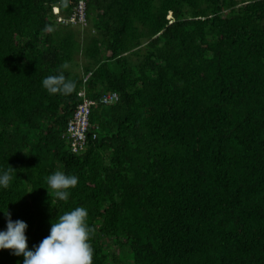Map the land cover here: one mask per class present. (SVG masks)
Returning <instances> with one entry per match:
<instances>
[{"label": "trees", "instance_id": "obj_1", "mask_svg": "<svg viewBox=\"0 0 264 264\" xmlns=\"http://www.w3.org/2000/svg\"><path fill=\"white\" fill-rule=\"evenodd\" d=\"M80 1L86 24H63ZM59 71L71 95L42 88ZM81 89L119 101L92 106L96 137L74 153ZM9 167L0 231L8 211L30 250L83 207L93 264H264V0H0ZM56 171L78 177L67 201L46 189ZM23 259L0 250V264Z\"/></svg>", "mask_w": 264, "mask_h": 264}, {"label": "clouds", "instance_id": "obj_2", "mask_svg": "<svg viewBox=\"0 0 264 264\" xmlns=\"http://www.w3.org/2000/svg\"><path fill=\"white\" fill-rule=\"evenodd\" d=\"M66 68L67 63L61 66V69ZM41 85L49 95L68 96L76 89V83L66 79L63 71L43 78ZM82 90L84 89L80 91ZM84 91L88 96L86 90ZM80 98L83 102V98ZM13 171L9 167L7 171L0 172V189L8 188ZM77 184V176L56 171L47 178L46 189L47 191L51 189L57 200L67 201L69 190L75 188ZM87 217L88 211L83 207L65 212L56 222H51L49 235L30 250L25 235L27 224L20 220L13 222L7 211L6 229L0 231V250H11L12 255L23 256V264H93V249L89 243L92 228L87 224Z\"/></svg>", "mask_w": 264, "mask_h": 264}, {"label": "built area", "instance_id": "obj_3", "mask_svg": "<svg viewBox=\"0 0 264 264\" xmlns=\"http://www.w3.org/2000/svg\"><path fill=\"white\" fill-rule=\"evenodd\" d=\"M86 8V1H80L72 15L61 18L60 21L65 25L84 26L86 24ZM78 95L83 98V102L74 111L64 133V137L67 138V143L74 153L85 151L90 135L93 138L96 137L97 128L90 123L91 107L95 104L112 105L119 100V94L116 92L101 93L97 101L86 96L84 90L80 91Z\"/></svg>", "mask_w": 264, "mask_h": 264}, {"label": "rangeland", "instance_id": "obj_4", "mask_svg": "<svg viewBox=\"0 0 264 264\" xmlns=\"http://www.w3.org/2000/svg\"><path fill=\"white\" fill-rule=\"evenodd\" d=\"M82 62L84 63V59L82 58V56H79L77 58V61L74 62V64H73L75 71L80 72V70L82 69V66H81L83 64ZM108 107H106V108H108ZM107 242H108L107 248H109V251H108L109 253L108 254L112 253L113 255L118 256V253H119L118 252V248L114 245V243L112 244L113 241L112 240H107ZM123 258H125V259H122L123 261L121 263H128L129 262V260H127V257H123ZM109 261L112 262L111 259ZM130 262H129V264H131Z\"/></svg>", "mask_w": 264, "mask_h": 264}]
</instances>
